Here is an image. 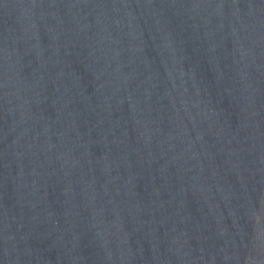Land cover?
Here are the masks:
<instances>
[{
	"label": "water",
	"instance_id": "1",
	"mask_svg": "<svg viewBox=\"0 0 264 264\" xmlns=\"http://www.w3.org/2000/svg\"><path fill=\"white\" fill-rule=\"evenodd\" d=\"M0 237L264 264V0H0Z\"/></svg>",
	"mask_w": 264,
	"mask_h": 264
}]
</instances>
